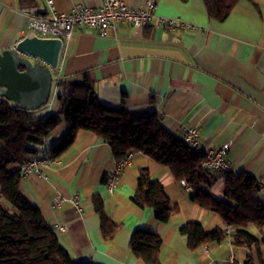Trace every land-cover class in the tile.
Returning <instances> with one entry per match:
<instances>
[{
    "label": "crops",
    "instance_id": "obj_1",
    "mask_svg": "<svg viewBox=\"0 0 264 264\" xmlns=\"http://www.w3.org/2000/svg\"><path fill=\"white\" fill-rule=\"evenodd\" d=\"M104 0H53L57 12L76 4L97 7ZM140 6L147 0H125ZM151 21L136 28L116 22L106 34L78 25L65 40L59 67L53 70V87L47 114L61 120L40 146V155L56 144L67 128L58 95V80H83L88 73L105 105L125 107L134 114L156 112L162 125L179 137L188 127L199 130L201 145L216 149L227 144L226 156L234 171H246L260 180L264 202V0H238L228 17L209 18L203 0H154ZM42 10L48 0H36ZM19 0H0V52L26 34L27 17ZM174 19L169 24L167 19ZM147 167L160 180L179 210L167 222L154 210L131 199L137 175ZM21 167L12 165L10 171ZM211 194L223 198L225 175L211 174ZM21 193L40 210L60 244L77 260L91 264H144L129 246L135 229L155 231L162 238L163 264H243L249 251L254 264H264L259 252L223 241H208L191 250L180 227L198 221L207 231L228 226L221 216L191 199L192 188L176 179L169 167L141 151L120 165L109 144L90 130H80L74 142L54 159L47 176L31 171L21 175ZM105 202L108 216L119 225L105 239L92 196ZM57 197L62 203L54 207ZM78 197L80 209L75 206ZM63 226L60 230L58 226ZM249 230L264 239V226Z\"/></svg>",
    "mask_w": 264,
    "mask_h": 264
},
{
    "label": "trees",
    "instance_id": "obj_2",
    "mask_svg": "<svg viewBox=\"0 0 264 264\" xmlns=\"http://www.w3.org/2000/svg\"><path fill=\"white\" fill-rule=\"evenodd\" d=\"M22 5H35L36 0H19ZM209 18L225 20L238 0H203ZM64 87L58 95L61 113L67 128L48 154L56 158L76 139L80 130L94 132L107 142L113 156L121 160L129 152L141 151L169 167L176 179H186L193 190L191 199L200 206L218 213L229 227L216 226L207 231L198 221H188L180 227L191 250L208 241H223L259 252L264 239L259 240L249 230L250 224L264 226V202L259 197L261 182L246 171H230L225 175L223 198L214 197L207 185L212 175L203 165L204 157L192 153L184 139L166 129L156 112L134 114L125 105L103 104L88 73L83 80H58ZM58 115L36 116L33 110L15 107L0 96V264H91L74 259L60 244L47 225L38 207L20 191L21 172L10 171L12 165L22 167L40 149L52 130L59 124ZM131 199L138 206L150 207L160 222H167L179 210L172 206L163 183L152 177L147 167H141ZM100 216L105 239L118 231L107 214L102 196H92ZM129 246L144 264H163L160 259L162 238L147 229H135ZM243 264H254L252 252Z\"/></svg>",
    "mask_w": 264,
    "mask_h": 264
},
{
    "label": "built area",
    "instance_id": "obj_3",
    "mask_svg": "<svg viewBox=\"0 0 264 264\" xmlns=\"http://www.w3.org/2000/svg\"><path fill=\"white\" fill-rule=\"evenodd\" d=\"M48 8L42 10L38 5L23 6L22 12L27 17L26 32L34 31L42 37H60L63 42L67 40L78 25L96 29L101 34H106L107 28L116 22L126 21L136 28L147 25L155 14L157 4L154 0H147L140 6H130L125 0H104L97 7L85 4H76L65 12H57L53 9V0H48ZM169 24L175 22L174 19L166 20ZM185 145L192 153L200 154L204 157L202 165L214 174L226 175L233 171V165L226 156L227 144L219 148L208 150L200 143L199 130L196 127H188L184 134ZM133 151L129 152L120 160V165L130 162ZM50 155H40L38 151L21 167V175L31 171H36L40 175L47 176L48 169L54 162ZM180 182L191 188L186 179ZM63 199L57 197L54 207L59 206ZM75 206L80 209L78 197L74 198ZM63 230V226H58ZM229 230V229H228ZM232 264L234 260L231 259Z\"/></svg>",
    "mask_w": 264,
    "mask_h": 264
},
{
    "label": "water",
    "instance_id": "obj_4",
    "mask_svg": "<svg viewBox=\"0 0 264 264\" xmlns=\"http://www.w3.org/2000/svg\"><path fill=\"white\" fill-rule=\"evenodd\" d=\"M63 45L60 37H42L28 31L13 47L0 52V96L28 110L48 104L52 71L59 67Z\"/></svg>",
    "mask_w": 264,
    "mask_h": 264
},
{
    "label": "rangeland",
    "instance_id": "obj_5",
    "mask_svg": "<svg viewBox=\"0 0 264 264\" xmlns=\"http://www.w3.org/2000/svg\"><path fill=\"white\" fill-rule=\"evenodd\" d=\"M47 108V107H46ZM46 108H38L36 110H33L34 114L36 116H47L48 114L46 113Z\"/></svg>",
    "mask_w": 264,
    "mask_h": 264
}]
</instances>
